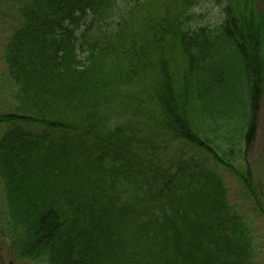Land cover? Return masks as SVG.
Returning a JSON list of instances; mask_svg holds the SVG:
<instances>
[{"label": "trees", "instance_id": "1", "mask_svg": "<svg viewBox=\"0 0 264 264\" xmlns=\"http://www.w3.org/2000/svg\"><path fill=\"white\" fill-rule=\"evenodd\" d=\"M205 1L12 3L3 58L18 105L0 113V230L19 256L257 264L264 208L244 155L264 90V10L211 0L220 19L202 23Z\"/></svg>", "mask_w": 264, "mask_h": 264}, {"label": "rangeland", "instance_id": "2", "mask_svg": "<svg viewBox=\"0 0 264 264\" xmlns=\"http://www.w3.org/2000/svg\"><path fill=\"white\" fill-rule=\"evenodd\" d=\"M16 0H3L0 4V113L12 111L16 104L14 94L16 86L8 78L7 69L3 60L4 43L14 26V3ZM19 1V0H18ZM258 5L264 10V0H259ZM195 11L204 14L201 19L203 22H217L220 19L219 8L213 5L211 0H207L197 6ZM257 130L252 146L245 152V160L247 166L256 177L254 189L257 191L258 201L264 208V90L260 100V108L258 111ZM4 126L0 125V134L3 132ZM225 174V173H224ZM225 181L229 189L230 201L233 203L241 202L242 185L233 174H227ZM258 182V183H257ZM250 200L245 199L244 202ZM245 206V204H243ZM4 200L0 189V215L3 214ZM0 226L3 224L0 223ZM256 245L258 247L257 264H264V223L257 218L256 224ZM1 228V227H0ZM0 264H43L23 258L13 249L12 242L7 235L0 230Z\"/></svg>", "mask_w": 264, "mask_h": 264}]
</instances>
